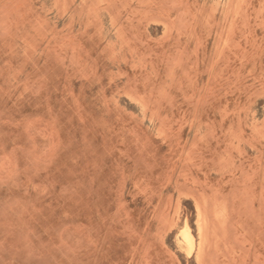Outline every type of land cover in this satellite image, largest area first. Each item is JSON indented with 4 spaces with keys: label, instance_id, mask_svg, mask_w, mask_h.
Wrapping results in <instances>:
<instances>
[{
    "label": "rangeland",
    "instance_id": "374dc122",
    "mask_svg": "<svg viewBox=\"0 0 264 264\" xmlns=\"http://www.w3.org/2000/svg\"><path fill=\"white\" fill-rule=\"evenodd\" d=\"M0 264H264V0H0Z\"/></svg>",
    "mask_w": 264,
    "mask_h": 264
},
{
    "label": "bare ground",
    "instance_id": "6f19581e",
    "mask_svg": "<svg viewBox=\"0 0 264 264\" xmlns=\"http://www.w3.org/2000/svg\"><path fill=\"white\" fill-rule=\"evenodd\" d=\"M199 217V216H198ZM188 228V227H187ZM190 229H187L184 233V237L185 239L188 241V242H191L192 243V236L190 234ZM202 241V240H201Z\"/></svg>",
    "mask_w": 264,
    "mask_h": 264
}]
</instances>
